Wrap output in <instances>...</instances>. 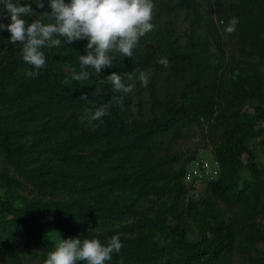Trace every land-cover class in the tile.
I'll list each match as a JSON object with an SVG mask.
<instances>
[{"label": "trees", "instance_id": "obj_1", "mask_svg": "<svg viewBox=\"0 0 264 264\" xmlns=\"http://www.w3.org/2000/svg\"><path fill=\"white\" fill-rule=\"evenodd\" d=\"M195 1L182 0L180 7L192 8ZM160 5L164 12L170 3ZM33 7L35 13L26 19L43 21L47 6ZM176 9L171 6L169 12ZM246 9L264 27V0L248 1ZM161 16L160 12L153 15L154 29L140 39L132 57H119L110 69L100 73L88 69L91 75L87 80L72 78L73 72L80 71L79 56L86 54L87 41L44 49L46 67L36 78H25L24 73L33 69L22 59V44L3 57L0 152L33 185L37 197L27 200L22 208L16 206V192L0 199V264H23L26 255L43 264L54 250L49 232L55 229L60 236H69L66 216L120 221L151 195L163 201L166 213L160 220H152L144 238L135 243L137 256L130 264H230L237 248L250 254L264 241L253 217L257 206L264 203V193L253 186L238 190L220 178L207 184L202 207L191 202L184 213L176 202L166 204L171 191L182 199L188 196L190 186L183 182L185 168L176 171L172 161L159 156L157 145L174 133L179 135L194 125L210 122L222 88L219 66L209 48L199 37L182 44L178 36L159 24ZM4 39L2 31L0 50ZM148 44L156 46L158 60L147 52ZM164 57L167 66L159 62ZM151 69L155 114L148 125L131 112L132 92L113 93L107 77L117 72L125 84L142 88L139 74L147 75ZM165 74L169 85L176 86L175 82L182 79L185 86L182 104L170 110L161 109L158 95ZM115 96H122V103L114 102ZM105 104L112 105L109 114L102 121H90L88 111ZM237 130L243 132L240 122ZM30 138L32 141H27ZM243 148L239 138L223 149L222 158L234 170L240 167L238 154ZM136 178L140 187L133 190ZM159 180L165 184L162 191L158 190ZM99 184L104 188L100 195ZM57 187L75 191L78 199L58 204L51 201ZM87 189L96 193H87ZM190 221L201 235L197 242L190 240ZM81 231L87 237H98L87 229Z\"/></svg>", "mask_w": 264, "mask_h": 264}, {"label": "rangeland", "instance_id": "obj_2", "mask_svg": "<svg viewBox=\"0 0 264 264\" xmlns=\"http://www.w3.org/2000/svg\"><path fill=\"white\" fill-rule=\"evenodd\" d=\"M248 1L251 0H196L194 7L181 8L182 0H153V15L162 13L159 24L169 33L178 36L182 44L189 42L192 37H199L209 48L213 62L219 66V82L222 88L221 98L210 122H205L200 127L194 125L179 135L174 133L157 146L159 156L172 161L176 171L184 167L187 173L199 167L205 175V170L208 169L209 176H214L215 172H218L214 180L222 178L238 190L245 189V186H253L264 193V27L248 13L246 9ZM160 2L170 3L166 11H162ZM171 6L177 9L169 12ZM232 17H237L239 23L234 32L227 33L224 28ZM3 33L6 39L2 40L4 47L0 50V70L5 54L17 50L21 45L19 42L11 44L7 40L10 33L7 30ZM147 52L154 56L155 61L158 60L154 44L147 45ZM146 76L147 86L142 88L135 86L132 91L131 112L137 119L149 125L155 114L150 91L154 77L152 69ZM166 76L165 74L160 80L158 95L161 109L170 110L174 105L182 104L185 99L182 95L185 86L182 79L175 82L176 86L169 85ZM238 122L243 126V132L240 134L237 130ZM239 138L242 139L244 148L238 154L240 167L234 170L222 158V153L227 143ZM27 141L32 140L30 138ZM66 167L63 165V168ZM169 168L170 166L166 167L163 174L168 172ZM183 182L190 186L188 196L178 199V194L171 191V199L166 204L171 206L172 202H176L180 210L187 213L191 202L203 205L206 186L210 181L205 177L202 183L192 186L185 178ZM139 183L140 180L136 178L132 189L138 190ZM157 186L158 190L162 191L165 188L163 180H159ZM103 189L99 184V195ZM87 190L89 191L87 193H96ZM15 192L19 197L16 200L18 208L24 207L27 200L37 197L33 185L27 183L0 152V199L6 200ZM76 199L78 195L75 191L58 187L51 196V201L57 204ZM249 199L253 202L254 196L250 195ZM162 202L157 196H147L134 211L120 221L99 218L98 222L91 217L66 216L67 224L70 226L69 236L62 237L55 229L51 230L49 235L52 248L55 249L61 238L80 237L81 240L96 238L87 237L84 231H81L85 229L94 232V235L103 242L118 234L123 247L119 253L113 254L112 260L107 264H130L137 256L135 243H138L142 236L144 238L152 220H160L166 213V205ZM257 209L253 217L257 229L264 235V203H260ZM108 222L111 223L106 228ZM189 224L193 228L190 240L199 241L201 235L196 225H192L191 221ZM23 264H39V261L33 256L26 255L23 257ZM230 264H264V241L252 249L250 254H244L237 248Z\"/></svg>", "mask_w": 264, "mask_h": 264}, {"label": "clouds", "instance_id": "obj_3", "mask_svg": "<svg viewBox=\"0 0 264 264\" xmlns=\"http://www.w3.org/2000/svg\"><path fill=\"white\" fill-rule=\"evenodd\" d=\"M33 6L36 9L47 6L49 10L42 13L43 21L26 19L35 13ZM153 10V0H0V32L7 30L11 44L23 45L22 59L33 69L24 73L26 79L38 77L40 70L46 67L44 49L87 41L86 54L79 56L80 71L72 74L74 80L81 81L89 79L88 69L100 73L110 69L119 57H132L140 39L155 27ZM238 23L239 19L232 17L224 31L234 32ZM159 62L164 66L168 64L166 57ZM107 79L113 93L133 91L134 85L125 84L117 72L109 74ZM139 80L142 86H147L144 72L139 74ZM113 100L122 103V96H115ZM111 106L105 104L94 111L90 109L88 119L102 121ZM122 247L118 234L106 242L98 238H61L43 264H107Z\"/></svg>", "mask_w": 264, "mask_h": 264}, {"label": "built area", "instance_id": "obj_4", "mask_svg": "<svg viewBox=\"0 0 264 264\" xmlns=\"http://www.w3.org/2000/svg\"><path fill=\"white\" fill-rule=\"evenodd\" d=\"M217 174H218V172H215L214 176H209L210 172L208 171V169H206L205 175H204L202 170H200V168L198 167L197 169H191L186 173L185 181L188 184L196 185V183H198V184L202 183V179L205 177L208 179V181H212V180L216 179Z\"/></svg>", "mask_w": 264, "mask_h": 264}]
</instances>
